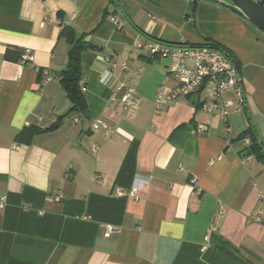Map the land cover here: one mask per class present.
<instances>
[{
    "label": "crops",
    "instance_id": "crops-1",
    "mask_svg": "<svg viewBox=\"0 0 264 264\" xmlns=\"http://www.w3.org/2000/svg\"><path fill=\"white\" fill-rule=\"evenodd\" d=\"M65 26L89 46L80 56L86 106L76 114L59 82ZM140 36L229 54L243 100L222 94L227 122L202 109L203 91L156 111L159 86L176 79L166 59L135 46ZM24 51L31 65H21ZM107 73L133 88L130 107L123 91L111 99ZM198 124L206 129L197 133ZM250 125L264 148V33L232 9L210 0H0V264H264V223L250 220L264 163L244 155ZM28 127L46 131L17 141Z\"/></svg>",
    "mask_w": 264,
    "mask_h": 264
},
{
    "label": "built area",
    "instance_id": "built-area-1",
    "mask_svg": "<svg viewBox=\"0 0 264 264\" xmlns=\"http://www.w3.org/2000/svg\"><path fill=\"white\" fill-rule=\"evenodd\" d=\"M112 22L118 23L116 17H113ZM135 46L148 54L159 56L168 61V72L176 79V85L169 87L166 84H161L154 98V108L156 111L171 105L183 95L190 94L195 91H203L206 98L201 107L208 113L218 110L216 117L227 122V107L231 102H221L222 94L226 91H233L239 101L243 100V88L241 85V76L230 58L223 50L211 46H190L184 42L179 44H168L157 40L140 36ZM21 65L33 63V56L29 51H24L21 56ZM121 70L126 69L125 64H120ZM102 83L109 86L112 91L113 99L118 92L123 91L121 102L125 107H130L133 103L134 90L130 86L122 82L116 81L109 73L103 74L101 77ZM82 92L85 91L84 84L80 81L78 84ZM74 121H77L75 118ZM99 124H93V129H98ZM205 126L198 124L196 132L200 133L205 130ZM108 135H113L111 130H107ZM245 142L250 143L249 138ZM95 152L96 149H93ZM251 156H247L249 160ZM97 181H102L100 176H96ZM195 182V180H192ZM139 190L137 186H133L128 192L129 196H134ZM118 195H124V192L116 190ZM257 198L260 204L256 214L251 216L250 220L255 223H264V187H258ZM61 199L60 195L55 197L56 201ZM4 198L0 200V205L3 206ZM113 230L108 226L107 233H112ZM205 245L203 250L209 245V236L204 239Z\"/></svg>",
    "mask_w": 264,
    "mask_h": 264
},
{
    "label": "trees",
    "instance_id": "trees-1",
    "mask_svg": "<svg viewBox=\"0 0 264 264\" xmlns=\"http://www.w3.org/2000/svg\"><path fill=\"white\" fill-rule=\"evenodd\" d=\"M60 36L65 40V42L68 45V53H67L66 67L65 70L62 72L59 82L65 89L67 97L71 103L69 114H76L83 112L86 106L83 93L81 92L78 84L81 81L80 56L84 50L89 48V46L86 44V42H84V37L77 36L75 31L71 27L68 26L63 27L61 29ZM203 45L215 47L217 49L219 48L218 46L212 44H203ZM5 57L7 59H12V58L17 59V57H19V53L15 51L7 50ZM54 128L55 126L46 130H52ZM46 130L37 127L24 128L16 136V140L22 141V137L24 136V133H28V138H31L34 135L44 133ZM244 137H248L250 140V145L247 148H245V150L243 151L245 157L254 156L256 159L263 161L264 163V148H262L263 146L255 137L251 125L247 130V132L245 133V135L244 134L242 135V138ZM219 249L226 256L232 258V254L227 247L224 246Z\"/></svg>",
    "mask_w": 264,
    "mask_h": 264
},
{
    "label": "water",
    "instance_id": "water-1",
    "mask_svg": "<svg viewBox=\"0 0 264 264\" xmlns=\"http://www.w3.org/2000/svg\"><path fill=\"white\" fill-rule=\"evenodd\" d=\"M241 14L264 33V8L254 0H210Z\"/></svg>",
    "mask_w": 264,
    "mask_h": 264
}]
</instances>
